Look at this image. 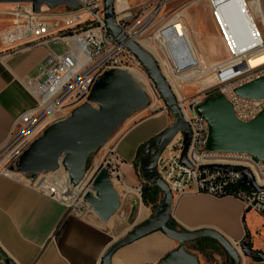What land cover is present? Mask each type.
I'll return each instance as SVG.
<instances>
[{"label":"built area","instance_id":"built-area-1","mask_svg":"<svg viewBox=\"0 0 264 264\" xmlns=\"http://www.w3.org/2000/svg\"><path fill=\"white\" fill-rule=\"evenodd\" d=\"M70 1L78 8L61 5L52 9L42 5L40 12L34 13L32 4L26 2L9 5L11 8L0 11L1 16L13 19L10 28L0 31V45L6 50L20 51L35 46L48 49L40 65L39 76L25 80V87L36 99L37 106L15 122L8 140L0 149V175L63 203L72 213L81 216L88 207L83 197L87 193L94 194L92 184L102 167L108 168L113 186L115 182L128 193L120 170L121 160L116 155L119 139L91 172L85 171L77 186L70 183L62 167L53 173L37 175L34 179L18 173L12 168L22 153L49 126L66 119L74 108L85 103L96 79L109 70L119 69L129 75L136 74L144 85L142 89L150 100L151 109L157 114H167L158 90L127 46L135 42L147 51L143 46L147 43L162 53L159 38L167 42L164 32L175 26H178L186 43L190 29L185 14L196 4L203 2L208 5L214 28L227 54L225 61L213 65L214 71L231 65L240 68L249 64L253 57L264 55V0H236L244 7L250 36L249 42L241 46L235 42L220 13L221 6L234 0H146L136 7L124 3L122 9H118L115 3L114 17L120 30L119 36H113L106 28L103 0ZM58 8H63V11H57ZM55 45L61 46L63 51L58 53L53 48ZM186 45L190 52L189 45ZM157 61L161 67L160 61ZM246 67L243 73L233 78L218 80L217 86H227L215 94L224 95L232 105L236 119L244 123L253 121L264 110V99L254 101L234 93L235 88L264 77V63ZM177 100L191 133L186 152V161L190 166L180 161L184 137L179 133L160 156L157 169L158 176L169 186L174 199L188 193L233 197L242 202L247 211L264 217V163L248 154L209 151V126L196 112V106L205 99ZM212 166L245 168L251 174L254 185L249 181L242 184L244 175L240 171ZM142 188L136 189L138 195L142 194ZM235 246L241 254L240 245Z\"/></svg>","mask_w":264,"mask_h":264},{"label":"crops","instance_id":"crops-1","mask_svg":"<svg viewBox=\"0 0 264 264\" xmlns=\"http://www.w3.org/2000/svg\"><path fill=\"white\" fill-rule=\"evenodd\" d=\"M145 1L133 2L132 5L131 0H116V7L122 9L124 3L136 7ZM220 13L235 42L239 46L247 44L249 29L238 4L223 6ZM210 26L212 34L207 46L200 40L202 35L199 31L197 37L201 42L200 49L216 65L227 57L224 59L220 54H213L217 49L225 51L215 28ZM164 35L167 42L159 38L164 60L158 51L144 45L160 61L166 79L176 91V80L192 79L202 74L204 69L192 37L185 38L191 49L189 52L178 26L166 30ZM47 54L48 49L44 46L20 51L0 48V149L8 140L15 122L37 106L36 99L25 87V80L39 76L40 65ZM263 63L264 56H261L240 68L231 65L217 70L216 79L226 81L243 73L246 65L254 67ZM145 114L146 110L138 113L137 118L140 119L122 131L118 138L116 155L121 160L120 170L128 190L126 193L122 188L124 195L134 191L132 188L136 190L145 186L136 171L139 153L148 140L170 124V119L163 113ZM118 194L120 209L108 222H102L96 217L84 219L63 203L0 175V264H6V261L12 264H101L110 245L122 238L118 232L126 235L155 212L152 206L143 203L140 195L132 198L129 204L130 196L123 198L120 192ZM172 221L176 229L182 231L214 230L233 245L245 241L253 255H241L242 264H264L260 257L264 254V217L247 211L242 202L233 197L185 194L175 199ZM113 225L121 228L113 230ZM177 247L175 241L161 232H153L118 249L111 258V264H158Z\"/></svg>","mask_w":264,"mask_h":264},{"label":"water","instance_id":"water-1","mask_svg":"<svg viewBox=\"0 0 264 264\" xmlns=\"http://www.w3.org/2000/svg\"><path fill=\"white\" fill-rule=\"evenodd\" d=\"M30 2L34 13L40 7L50 8L67 5L74 9L78 6L70 0H0V5H12ZM116 0H103V15L106 28L113 36H119L114 8ZM128 51L144 67L148 77L158 90L168 112L173 116V124L157 133L144 145L139 160L140 172L144 179V189H159L162 202L147 220L133 227L124 237L112 243L104 253L101 264H111L114 253L153 232H161L175 241L178 247L169 252L158 264H200L196 255L186 246L201 238L215 240L226 252L231 264H242L243 256L253 252L245 241L238 248L214 230L182 231L169 226L172 220L174 196L169 186L158 176L160 156L179 133L183 134V152L181 163L186 161V152L190 144L191 133L171 85L163 74L157 59L137 43L131 42ZM237 96L260 101L264 99V77L234 89ZM150 100L142 87L126 71L113 69L99 76L93 84L85 103L74 108L69 117L49 126L22 153L15 169L22 175L34 179L42 173H53L62 167L68 174L70 183L77 186L83 179L90 157L97 153L107 139L135 114L144 111ZM196 112L206 120L209 126L207 148L211 152L248 154L264 163V110L251 122L244 123L236 119L232 105L224 95L205 99L196 106ZM218 169H233L243 173L242 184L249 181L254 185L249 171L245 168L212 166ZM92 188L83 202L87 209L81 217H96L108 222L120 209V197L115 190L107 167H102L96 175ZM259 189V188H257ZM264 261V254H260ZM6 264H12L6 261Z\"/></svg>","mask_w":264,"mask_h":264},{"label":"rangeland","instance_id":"rangeland-1","mask_svg":"<svg viewBox=\"0 0 264 264\" xmlns=\"http://www.w3.org/2000/svg\"><path fill=\"white\" fill-rule=\"evenodd\" d=\"M140 1H142V0H131V3L133 5V2H140ZM9 8H11V6H9V5H0V11L7 10ZM57 11H63V8H58ZM185 19H186V24L188 25V27L190 29L189 37H192L194 39V43L196 44V46L198 48V52L200 54V58H201V62H202L204 72L202 74L192 78V79H189V80H185V81H177L176 80L177 90L176 91L173 90V91H174V94H175L177 99H185V100H192V99H196V98L208 99L212 95L217 94L219 89H223L225 86H227V84H222L220 86H217L218 79H216V71H214L212 69V67L214 65L213 59H210L208 57V55L206 54V52H204V51H202V49H200L201 46H199V44L201 43L200 40H202V42L207 46L209 41H210V36L212 34L210 25H213V19L211 18V12L209 10L208 5L203 3V2L196 4L195 6H193L190 9V11H188V13L185 14ZM210 21H211V23H210ZM258 24L260 26L259 22H258ZM12 25H13V19L11 17L0 15V31L7 29V28H10ZM213 27H214V25H213ZM198 31L202 35V39H200V40L197 37V33H199ZM262 34L264 35V32H262ZM0 48L5 49L1 45H0ZM53 48L58 53L63 51V48L59 45H55V46H53ZM159 54L161 55V57L164 60L165 59L164 55L161 52ZM213 54L214 55L220 54L224 59L227 57V54H225V52H223L220 49H217L216 52ZM261 56H264V55H262V54L258 55V57H261ZM258 57L256 56V57H253L252 59H257ZM151 108H152L151 103H149V106L146 109V113H147V114H145L146 116H151V115L157 114ZM137 114H135L133 117H131L122 126H120L107 139V141L99 149V151L90 157V160L88 162L86 170L91 172V170L94 169L95 164L98 165L99 162H101L105 153L112 148V146L115 144V142L120 137V134L122 133V131L124 132V130L126 128H128L132 124H135L140 119V118H137V116H138ZM163 114L166 115V117H168L170 119V124L168 125V127H169L170 125L173 124V120H174L173 116H172V114H170V112H168L167 114H165V113H163ZM142 151H143V149L140 151L139 156H138V160H137L138 165H139V160H140ZM136 171L138 172V177L143 179L141 172H140V166H139V168H136ZM114 188L116 191L118 190V192H120V194L122 195L123 198H125L128 195V194L124 195L125 192L124 193L122 192L123 191L122 187H119L115 182H114ZM132 189L134 190V194L130 195V198L128 200L129 204H131L132 198H134L135 196L138 197L137 191L134 188H132ZM140 197H142V195H140ZM161 202H162V195H161L160 203ZM160 203H159V205H160ZM159 205H158V207H159ZM157 208L155 210H157ZM119 228H121V227L113 225L112 229L113 230L114 229L119 230ZM120 234H121V232L120 233L118 232V236H120V237L125 236V235H120ZM186 248L190 253L197 256L200 264H231L228 255L226 254L224 249L218 243H215L213 245L212 249L206 248L203 253L192 250L191 244L187 245Z\"/></svg>","mask_w":264,"mask_h":264},{"label":"trees","instance_id":"trees-1","mask_svg":"<svg viewBox=\"0 0 264 264\" xmlns=\"http://www.w3.org/2000/svg\"><path fill=\"white\" fill-rule=\"evenodd\" d=\"M215 96V95H214ZM212 96V97H214ZM136 168H139V165L136 164ZM161 192L155 187H150L148 190L142 188V201L147 206H152L154 210L158 207L161 201ZM161 204V203H160ZM169 226L176 228V225L171 220ZM217 243L215 240L210 238H201L191 243V249L203 253L206 248H213V245ZM257 260H260L257 258Z\"/></svg>","mask_w":264,"mask_h":264},{"label":"bare ground","instance_id":"bare-ground-1","mask_svg":"<svg viewBox=\"0 0 264 264\" xmlns=\"http://www.w3.org/2000/svg\"><path fill=\"white\" fill-rule=\"evenodd\" d=\"M231 3H236V4H238V6H239V10H240V13L242 14V16H243V18H244V15H245V12H244V7H243V5L240 3V2H238V1H236V0H234V1H231V2H229V3H227V4H225V5H229V4H231ZM225 5H223V6H225ZM223 6H221V8L223 7ZM221 8H220V10H221ZM244 20H245V18H244ZM247 24V23H246ZM248 26V25H247ZM144 44H147V43H143V46L145 47V49L149 52V53H151V51L148 49V48H146V46L144 45ZM152 54V53H151ZM153 55V54H152ZM154 56V55H153ZM164 74V73H163ZM131 76L133 77V79L143 88L144 87V85L140 82V78L136 75V74H131ZM165 76V75H164ZM168 81V80H167ZM169 83V82H168ZM170 84V83H169ZM131 193V194H130ZM132 194H134V191H131V192H129V194H128V196H126V198L127 197H129L130 195H132ZM138 195V194H137Z\"/></svg>","mask_w":264,"mask_h":264}]
</instances>
